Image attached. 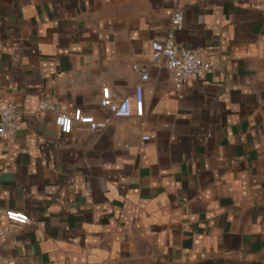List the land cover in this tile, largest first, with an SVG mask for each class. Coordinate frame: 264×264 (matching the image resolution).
<instances>
[{
  "label": "crops",
  "instance_id": "1",
  "mask_svg": "<svg viewBox=\"0 0 264 264\" xmlns=\"http://www.w3.org/2000/svg\"><path fill=\"white\" fill-rule=\"evenodd\" d=\"M173 10L214 63L180 93L150 66ZM133 65L142 115L113 118L102 87L132 95ZM0 100L23 118L0 208L31 220L0 264H264V0H0ZM42 101L106 127L62 134Z\"/></svg>",
  "mask_w": 264,
  "mask_h": 264
},
{
  "label": "built area",
  "instance_id": "2",
  "mask_svg": "<svg viewBox=\"0 0 264 264\" xmlns=\"http://www.w3.org/2000/svg\"><path fill=\"white\" fill-rule=\"evenodd\" d=\"M183 13L173 10L169 17V25L162 43L153 42L150 45V66L164 67L169 75L171 89L180 93L189 81H196L212 73L214 63L200 50H188L176 42L175 36L182 30ZM131 70L138 75L139 83L134 87L133 94L117 98L105 86L102 87L99 106L106 109L113 118L126 119L132 114L142 115V87L148 80L147 67L133 65ZM37 112H51L55 115L54 125L60 133L69 134L73 125L86 126L91 132H101L106 127V121H97L91 115L84 114L79 109L71 114L60 112L50 101L39 103ZM23 123L22 116L16 111L15 106L8 101L0 100V139L11 143L16 137ZM148 140L147 137L142 138ZM1 220L5 225H1ZM31 224L27 214L21 211L0 208V246L7 242L16 246V229ZM13 264V263H7Z\"/></svg>",
  "mask_w": 264,
  "mask_h": 264
}]
</instances>
